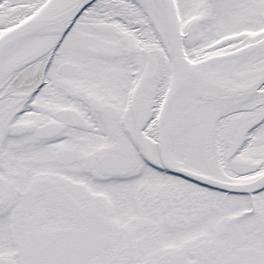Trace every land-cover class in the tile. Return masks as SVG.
<instances>
[{
	"label": "snow or ice",
	"instance_id": "1",
	"mask_svg": "<svg viewBox=\"0 0 264 264\" xmlns=\"http://www.w3.org/2000/svg\"><path fill=\"white\" fill-rule=\"evenodd\" d=\"M0 264H264V0H0Z\"/></svg>",
	"mask_w": 264,
	"mask_h": 264
}]
</instances>
